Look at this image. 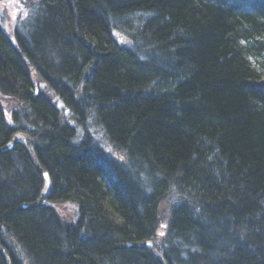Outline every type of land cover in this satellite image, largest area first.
Wrapping results in <instances>:
<instances>
[{
  "label": "trees",
  "instance_id": "trees-1",
  "mask_svg": "<svg viewBox=\"0 0 264 264\" xmlns=\"http://www.w3.org/2000/svg\"><path fill=\"white\" fill-rule=\"evenodd\" d=\"M20 2L13 39L0 16L24 110L0 104V264H264V0Z\"/></svg>",
  "mask_w": 264,
  "mask_h": 264
},
{
  "label": "bare ground",
  "instance_id": "bare-ground-1",
  "mask_svg": "<svg viewBox=\"0 0 264 264\" xmlns=\"http://www.w3.org/2000/svg\"><path fill=\"white\" fill-rule=\"evenodd\" d=\"M5 1V0H3ZM2 2V1H1ZM21 5V2L19 0L18 3L15 4L14 8L15 10L20 13V10L16 8V6H20ZM1 25H2V22H1ZM3 28V26H2ZM4 31L6 32V34L8 35V37H10V39H13L14 38V25H13V28H12V31L11 33H9V31L7 32V30L5 28H3ZM112 35L114 36V39L116 40V42H118V44H120V40H122L123 38V35L117 31V30H112L111 31ZM11 34V35H9ZM26 60L28 61V59L26 58ZM31 75H32V78H33V89L35 92H38L39 89H44L46 88V86L43 88L42 87V84L44 83L46 85L45 82L43 81H38L37 80V75H36V70L31 68ZM3 80V79H2ZM4 81V80H3ZM0 94H3L4 95V98L1 97L0 95V104L4 103L5 104V107L8 109V107L13 111V112H24L23 110V103L20 101V105L17 103V100L14 99V100H11V97L7 94H4L0 91ZM20 133H14V137H16L15 139L18 140V141H23V137L19 135ZM10 143V142H9ZM12 143V142H11ZM13 144V143H12ZM8 147V146H7ZM12 147V146H11ZM106 151L108 153H110L111 155H113L114 157L116 158H119L120 160L122 159V156H123V153L120 152V151H117V150H112L111 148H109L108 146H106ZM136 175L137 176H140L141 179H142V183L143 185H141L143 188L145 187V189L147 188L148 191H151L152 190V187L151 186H148L151 184V182H148L146 183V181L144 180V176L142 173H143V170L142 169H136ZM167 196V195H166ZM165 197V196H164ZM162 203L159 204H156L155 205V211L157 213V216H156V220L160 219V223L159 225H161V228H160V231H158V234L157 236L160 237L163 235V228L165 227V223L166 222H169L170 219H173V213H174V208L173 206L170 204L169 201H166V200H163L161 201ZM167 202H169V205H167ZM162 218V219H161ZM162 233V234H160ZM147 242H150V245L153 246L154 244L157 245L158 242L157 241H151V240H145V241H140L138 242V246H141V245H144L146 247L147 245ZM189 251L193 252L194 250L192 248H187Z\"/></svg>",
  "mask_w": 264,
  "mask_h": 264
},
{
  "label": "rangeland",
  "instance_id": "rangeland-1",
  "mask_svg": "<svg viewBox=\"0 0 264 264\" xmlns=\"http://www.w3.org/2000/svg\"><path fill=\"white\" fill-rule=\"evenodd\" d=\"M18 2L19 0H5V1L0 2V16H1L2 26L3 28L7 30V32L9 31V33H11L12 31L16 17L18 15V12L14 8L15 4ZM0 95L1 97L4 98L3 94H0ZM1 105L5 107L4 103H2ZM64 114H67V113L64 112ZM88 126L91 127L90 128V130L92 129L91 134L94 136L96 133L97 127L93 126L91 123H88ZM54 206L61 212L62 217L65 220L69 222L76 221L77 210H76L75 204L65 202V203L54 204Z\"/></svg>",
  "mask_w": 264,
  "mask_h": 264
},
{
  "label": "water",
  "instance_id": "water-1",
  "mask_svg": "<svg viewBox=\"0 0 264 264\" xmlns=\"http://www.w3.org/2000/svg\"><path fill=\"white\" fill-rule=\"evenodd\" d=\"M45 86H46V85L43 83V84H42V87L44 88ZM53 101L57 103L56 107H57L58 109H60L61 107H64V104L62 103V101L60 100L59 97L54 98ZM65 113H68V110H65ZM7 146H8V148H11L12 143H11V142L8 143ZM43 176H44V178H45L44 191H46V189H47V187H48V184H49V179H48V176H47V173H46V172L43 173ZM160 234H162V233H160ZM146 246H148V247L151 246V245H150V242H147V245H146Z\"/></svg>",
  "mask_w": 264,
  "mask_h": 264
}]
</instances>
